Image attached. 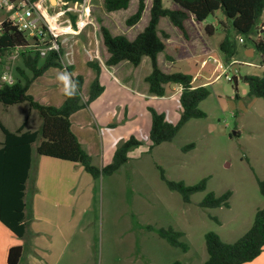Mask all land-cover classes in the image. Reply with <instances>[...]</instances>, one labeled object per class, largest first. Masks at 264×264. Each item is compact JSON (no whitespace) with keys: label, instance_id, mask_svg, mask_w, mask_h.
<instances>
[{"label":"rangeland","instance_id":"1","mask_svg":"<svg viewBox=\"0 0 264 264\" xmlns=\"http://www.w3.org/2000/svg\"><path fill=\"white\" fill-rule=\"evenodd\" d=\"M56 1L57 5L44 0L42 5L50 15L65 11L63 19L68 22L63 26L68 27L56 31L65 68L49 69L33 82L29 93L44 105L60 106L73 85L72 77L83 78L81 98L87 106L71 117L72 129L99 169L112 162L116 149L130 137L140 145L129 150L128 161L111 175L94 179L80 165L81 176L64 171L58 195L37 196L39 207L46 202L34 221V228L43 234L39 242L31 235L25 239L19 264L32 258L40 264L203 263L208 258L206 233L215 232L224 242L233 243L250 229L257 210L264 208L259 185L264 180V98L249 96L244 80L264 74V62L255 48V42L264 41V12L249 37L236 35L232 20L221 10L204 21L190 14L186 35L162 18L158 29L165 50L158 55L159 67L168 73L192 75L193 85L206 86L209 96L199 104L205 117L188 120L172 141L151 149L150 108L177 123L182 113L181 89L168 84L163 97L150 95L145 82L151 73L148 57L136 67L128 62L119 69L106 65L109 53L100 32L106 26L114 35L124 34L131 40L148 23L149 11L138 24L128 27L126 19L136 11L137 1L130 9L115 12H107L103 0ZM163 5L178 8L172 0H163ZM6 15V6H0V21ZM208 25L214 27L212 35L206 32ZM226 33L237 44V54L229 64L220 50ZM11 55H2L1 68L16 79L22 57ZM89 61H98L101 71L90 68ZM234 65H238L236 85ZM97 77L104 91L90 102ZM190 144L194 147L186 148ZM161 169L169 181L192 186L206 179V187L186 203L179 192L169 189ZM227 191L231 192L228 207L200 206L210 192L219 197ZM162 228L183 233L179 239L188 250L163 239Z\"/></svg>","mask_w":264,"mask_h":264},{"label":"trees","instance_id":"2","mask_svg":"<svg viewBox=\"0 0 264 264\" xmlns=\"http://www.w3.org/2000/svg\"><path fill=\"white\" fill-rule=\"evenodd\" d=\"M132 0H103V8L107 12L127 10ZM147 1H150L149 20L144 29L133 40L124 34L114 35L106 26L100 27L102 41L109 57L106 65L116 66L121 62H128L138 66L144 57H148L151 63V73L145 77L148 92L152 96L163 97L165 87L174 84L181 87L180 104L182 113L177 123L166 120L163 113L150 108L151 127L150 140L152 147L164 142L172 141L182 126L192 118H203L206 114L199 109L201 101L209 96L206 86H194V77L183 72H164L158 64V55L165 50V43L159 35L158 25L162 18H168L170 23L186 35L185 21L190 14L197 21H204L216 11L232 20L236 35L249 37L261 20L264 12V0H172L178 8L171 9L163 5V0H137L136 11L126 19V25L133 27L138 24L145 12ZM0 32V75L1 57L3 54L15 48L22 51V65L16 68L17 78L13 84L0 82V103L5 106L27 103L30 109L38 112L41 126L36 131H24L23 124L16 131H9L0 122V129L4 134V142L0 148V221L18 237L25 234V185L31 168L33 145L36 153L64 161L77 163L83 167L94 179L100 174L111 175L128 161V152L133 146L140 145L134 137H130L121 144L113 155L110 164L101 169L92 163L91 155L83 148L78 137L72 130L71 117L87 106L81 98L83 78L72 77L73 85L64 93V101L60 106L44 105L37 101L29 90L33 82L43 76L49 69H64L62 64V48L57 40L59 49L50 51L45 57H41L37 51L29 49L25 35L18 31L10 22H2ZM209 35L214 33L212 25L206 26ZM167 37L166 33H162ZM255 48L259 51L264 62V41L255 42ZM220 50L224 54L225 62L230 63L237 54L236 39L230 33H226L220 43ZM88 66L99 73L101 66L98 61H89ZM70 73L71 67H66ZM249 88V96L264 98V74L262 76L249 75L245 80ZM104 91L98 77L93 82L89 101H95ZM194 147V144L186 148ZM161 177L166 181L169 189L182 195L184 202L189 203L190 197L196 192L203 191L206 187V179L196 185L188 186L183 181L174 182L166 179L161 169ZM260 190L264 194V180L259 181ZM230 191L216 197L210 192L200 203L202 208L228 207ZM160 236L172 246L180 247L183 251L188 246L180 241L181 232L170 229H160ZM205 246L208 258L201 264H245L255 260L264 250V208L257 210L254 222L250 229L233 243L221 240L215 232L205 235ZM23 253L21 246L9 248L7 264H19ZM173 264H181L179 261Z\"/></svg>","mask_w":264,"mask_h":264},{"label":"crops","instance_id":"3","mask_svg":"<svg viewBox=\"0 0 264 264\" xmlns=\"http://www.w3.org/2000/svg\"><path fill=\"white\" fill-rule=\"evenodd\" d=\"M13 1L19 2V0H13ZM38 1L43 3L44 0H36V2ZM135 1L137 0H132L130 5L133 4V2ZM66 2H69V0H66ZM56 5H57V1H56ZM102 6H103V1H102ZM137 6H138V2H137ZM137 6H135V9H137ZM149 8H150V5L147 1V6H146L143 16L145 15L146 11H149ZM128 9H130V6ZM8 15H6L5 18H7ZM2 17L0 18V20H2ZM134 38H132L131 40H133ZM248 50H246V52ZM145 58L146 57H144L143 60ZM106 59H108V57ZM123 63H127V62H121L116 66H110V67H115L119 69L120 68L119 66H121ZM177 87L181 89V87L179 86ZM179 93H181V90ZM32 117L34 119L31 123ZM0 122H2V124L11 132L16 131L23 124H25L24 131H36L41 126L40 117H38V115H36L34 111L30 109L29 105H27L26 103L15 104V105H10V106H5L0 103ZM3 142H4V134L0 129V148L2 147ZM36 146L37 144L33 145L31 168L29 170V175H28V179H27V182L25 185V191H24L25 193L24 213H25V225H26L25 234L21 238L16 236L10 231V229L7 226H5L0 221V264H7L6 260H7V253H8L9 248L13 246H21L23 248L25 239L29 235L33 237V240L35 242L40 241L43 231L40 229L34 228V221L38 218V215H37L38 209L46 208L44 206L46 202L45 204H42L39 207V205H37L38 201L36 197L39 196V198H41L43 196H48V195H58V191H60L63 187L62 185L64 181L63 175H64L65 170L71 174L76 172L80 176L83 175V169H81L80 165H77V163L55 159V158H50V157H45V156H39L36 153ZM48 175L50 176V179H51L50 184L47 182V178L49 177ZM51 192L53 194H51ZM56 205L59 206V203H56ZM262 256H264V250L255 260L245 263V264H262V262H264V258ZM39 262L40 261H38L37 259L32 258L26 264H40Z\"/></svg>","mask_w":264,"mask_h":264},{"label":"built area","instance_id":"4","mask_svg":"<svg viewBox=\"0 0 264 264\" xmlns=\"http://www.w3.org/2000/svg\"><path fill=\"white\" fill-rule=\"evenodd\" d=\"M0 6H6V11L9 13L5 19L17 28L18 31L25 35L28 42V48L37 51L41 57H45L50 51H57L56 31L63 26L67 20H64L65 11H59L54 14H49L40 1L32 2L31 0H0ZM4 21V20H3ZM0 22V32L2 31V22ZM82 25V26H80ZM80 29L84 27V22L79 24ZM240 42H244L241 38ZM22 50L15 48L8 51L11 53V58L15 59L19 56ZM220 67H222L220 65ZM226 79H230L227 74ZM0 82L3 84H13L15 79L8 70H2Z\"/></svg>","mask_w":264,"mask_h":264},{"label":"water","instance_id":"5","mask_svg":"<svg viewBox=\"0 0 264 264\" xmlns=\"http://www.w3.org/2000/svg\"><path fill=\"white\" fill-rule=\"evenodd\" d=\"M51 1L52 2L54 1L56 3V0H51ZM234 67H236V68L232 69V73L234 75L233 81H234V83L236 85L237 84V80H238V77L236 76V71L238 70V65H234ZM240 78H242V77H240ZM246 79H247V77H244V80H246Z\"/></svg>","mask_w":264,"mask_h":264}]
</instances>
